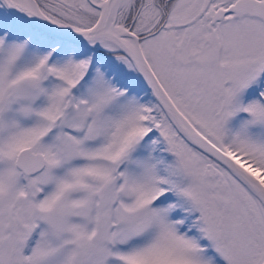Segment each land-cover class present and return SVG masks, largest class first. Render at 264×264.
<instances>
[{
  "label": "snow or ice",
  "instance_id": "obj_1",
  "mask_svg": "<svg viewBox=\"0 0 264 264\" xmlns=\"http://www.w3.org/2000/svg\"><path fill=\"white\" fill-rule=\"evenodd\" d=\"M0 264H264V0H0Z\"/></svg>",
  "mask_w": 264,
  "mask_h": 264
}]
</instances>
